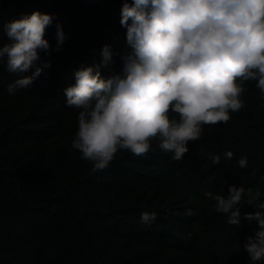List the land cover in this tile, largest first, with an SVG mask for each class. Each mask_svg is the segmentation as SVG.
I'll use <instances>...</instances> for the list:
<instances>
[{
	"label": "trees",
	"instance_id": "trees-1",
	"mask_svg": "<svg viewBox=\"0 0 264 264\" xmlns=\"http://www.w3.org/2000/svg\"><path fill=\"white\" fill-rule=\"evenodd\" d=\"M122 3L0 0V46L4 21L36 10L56 17L45 32L51 48L57 22L67 36L61 51L41 53L51 67L15 95L6 86L21 74L0 62V264H251L242 244L257 222L244 214L264 202V98L255 81L245 82L244 107L227 123L204 125L180 161L153 140L147 153L121 150L93 172L71 148L79 110L66 106L62 89L74 82V69L100 59L105 43L123 51ZM114 60L119 71V56ZM210 152L221 155L219 164ZM229 184L250 187L255 197L239 225L227 224L203 196L226 195ZM142 211L155 212L156 221L141 225Z\"/></svg>",
	"mask_w": 264,
	"mask_h": 264
},
{
	"label": "clouds",
	"instance_id": "clouds-1",
	"mask_svg": "<svg viewBox=\"0 0 264 264\" xmlns=\"http://www.w3.org/2000/svg\"><path fill=\"white\" fill-rule=\"evenodd\" d=\"M54 19L36 10L4 21L7 42L0 46V62L21 74L6 86L9 95L30 87L51 67L41 53L62 50L67 39L62 23H56L54 48L45 38ZM119 23L126 30L123 51L105 43L100 59L94 55L91 64L74 69V82L62 89L66 106L79 110L71 148L92 163L93 172L108 167L121 150L147 153L153 140L180 161L189 142L202 137L204 125L227 123L244 107L246 81H255L264 98V0H123ZM117 55L119 71L113 67ZM223 155L231 159L234 153ZM208 158L221 161L218 153ZM237 163L245 168L248 158ZM203 196L229 225H239L242 209L255 199L252 188L235 184L226 195L203 190ZM259 208L244 214L257 222L242 244L251 264H264V202ZM155 221V212H141V225Z\"/></svg>",
	"mask_w": 264,
	"mask_h": 264
}]
</instances>
